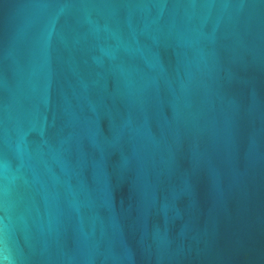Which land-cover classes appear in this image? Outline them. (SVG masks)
<instances>
[{
    "label": "water",
    "instance_id": "1",
    "mask_svg": "<svg viewBox=\"0 0 264 264\" xmlns=\"http://www.w3.org/2000/svg\"><path fill=\"white\" fill-rule=\"evenodd\" d=\"M0 264H264V0H0Z\"/></svg>",
    "mask_w": 264,
    "mask_h": 264
}]
</instances>
